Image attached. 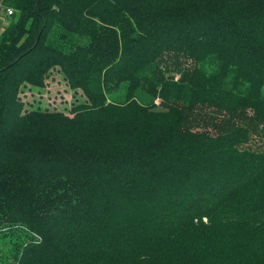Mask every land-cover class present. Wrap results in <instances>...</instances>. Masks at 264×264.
<instances>
[{
	"label": "trees",
	"instance_id": "trees-1",
	"mask_svg": "<svg viewBox=\"0 0 264 264\" xmlns=\"http://www.w3.org/2000/svg\"><path fill=\"white\" fill-rule=\"evenodd\" d=\"M3 3L0 264H264V0Z\"/></svg>",
	"mask_w": 264,
	"mask_h": 264
},
{
	"label": "rangeland",
	"instance_id": "rangeland-1",
	"mask_svg": "<svg viewBox=\"0 0 264 264\" xmlns=\"http://www.w3.org/2000/svg\"><path fill=\"white\" fill-rule=\"evenodd\" d=\"M0 20H2L0 22V30L2 31L4 28L1 27L3 25L6 26L10 20V16L6 14L4 7L0 10ZM52 70L50 76L45 79V85H31L30 88H26L24 90V98L27 100H39L42 103L49 101L56 104V106L70 105L78 98L80 100V97H82L80 90H74L70 87L68 82L64 79L63 72L58 67Z\"/></svg>",
	"mask_w": 264,
	"mask_h": 264
},
{
	"label": "built area",
	"instance_id": "built-area-1",
	"mask_svg": "<svg viewBox=\"0 0 264 264\" xmlns=\"http://www.w3.org/2000/svg\"><path fill=\"white\" fill-rule=\"evenodd\" d=\"M2 7H4V4H3V1L0 0V9H1ZM5 7H6V6H5ZM6 12H7L8 14H12V13L14 12V10H13V8H11V7H6Z\"/></svg>",
	"mask_w": 264,
	"mask_h": 264
},
{
	"label": "crops",
	"instance_id": "crops-1",
	"mask_svg": "<svg viewBox=\"0 0 264 264\" xmlns=\"http://www.w3.org/2000/svg\"><path fill=\"white\" fill-rule=\"evenodd\" d=\"M2 1H3V0H2ZM3 4H4V3H3ZM4 8H5V12H6V7H5V5H4ZM0 10H1V9H0ZM6 14L9 15L7 12H6ZM6 20H7V19H6ZM1 21H2V20H0V22H1ZM7 21H8V20H7ZM7 21H6V22H7ZM4 26H5V25H3L1 28H5V27H6V26H5V27H4ZM0 31H1V30H0Z\"/></svg>",
	"mask_w": 264,
	"mask_h": 264
}]
</instances>
